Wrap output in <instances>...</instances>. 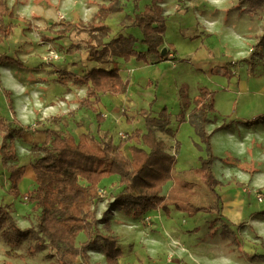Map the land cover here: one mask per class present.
Masks as SVG:
<instances>
[{
  "label": "rangeland",
  "instance_id": "1",
  "mask_svg": "<svg viewBox=\"0 0 264 264\" xmlns=\"http://www.w3.org/2000/svg\"><path fill=\"white\" fill-rule=\"evenodd\" d=\"M7 2L13 9L15 18H6V20L12 22L14 27L10 37L0 45V50L21 57L25 62L21 66L3 62L0 64V71L4 76L10 74L17 83L27 85L33 83L31 88H39L41 94L39 96L43 101L46 97H50L46 102L47 105L57 106L64 102L67 108L64 114L66 121L60 125V128L74 133L77 131L76 127H79L77 126L79 122L74 118V111L68 112V109L70 106L76 107L77 104L73 103L74 97L83 96L84 89L81 84L67 78L70 91L65 88L63 96L68 99L61 102L60 96H54L62 93L64 87L53 81L56 78L53 73L58 72V68L73 64L77 65L75 73L79 74L81 67H84L80 61H83L86 52L85 43L88 40L92 43H96L98 39L108 41L118 33L126 31L137 37L136 45L139 48L145 49L146 45L140 40L138 28L128 26L126 15H133L134 11H142L154 5L162 10L165 25L162 35L163 47L174 52L176 59L164 61L165 63L159 67L148 66L146 73L159 83L157 96L160 99L155 106L160 107L161 110L166 107L165 104L167 105V110L171 114L170 125L177 130L180 124L178 116L182 111L179 89L181 87L186 89L187 99L190 102L196 96L198 87L204 86L214 92L213 111L208 113L210 122L207 124L212 127L210 131L205 127L210 134L213 186L215 185V192L219 196L229 184L244 188L242 194L246 203L243 214L247 221L239 222L235 226L229 225L225 231H222L220 225L222 220H218L215 213L194 212L185 203L182 209L168 205V215L162 209L134 214L126 213L119 208L116 219L109 223L110 231L119 236L118 243L122 250L119 261L123 264H146L142 260L145 259V248L148 246L143 245H148L150 240L156 239L158 242L153 243L154 248L160 244L165 246V258L170 256L169 264H264V260L250 256L256 253L264 254V44L253 63L245 61L249 59L252 49L264 31V6L255 13H249L242 11L246 2L240 4L239 0H120L121 11L111 13L113 15L108 16L104 21L111 27V32L107 36L99 35L98 38L93 39L90 38L88 29L85 26L83 28L78 22L89 21L98 5H106L107 0H7ZM59 20L71 21L75 24V28L64 38L55 39V35L47 28ZM29 25L31 28L27 29ZM201 46L208 53V59L204 67L196 68L192 57ZM74 48L77 50L70 54L69 51L73 52ZM77 55L82 58L73 61ZM27 59L42 61L43 65L41 68L38 65L37 68L40 70H33L28 68L32 67L33 63L26 62ZM49 70L51 74L46 72ZM59 76H62V73ZM8 82L9 80L5 81L6 87L10 88ZM134 89L136 88H132ZM155 91L154 87L141 89L138 97L140 100L154 98ZM191 104L188 109H191ZM8 111L5 96L1 93L0 114H6ZM82 111H87L81 114L85 124L88 125L87 131L102 140L99 130L93 125V122L96 124L95 121L89 124L88 110L82 109ZM91 118L93 119V116ZM28 122L26 125L29 124ZM115 124H117L116 128L111 129V133L107 132L108 135L106 134L103 139L110 136L117 145L119 140L135 126L126 129L127 126H120L117 120ZM188 124L192 127L189 122ZM245 128H249L250 133L238 144L242 146L238 154L230 149L226 136L230 134L242 139L241 133ZM162 134L168 136L163 132ZM213 135L221 136L223 139L220 142L226 148L225 153L220 152L216 157L213 152ZM233 137L230 139L232 140ZM180 138L182 139L180 152L177 155L173 154L176 179L184 180L179 176L184 172L188 174L186 179L195 176L204 179L203 160L207 158L205 145L196 133L191 136V133L185 129L181 131ZM168 139L163 138L166 141ZM176 139L178 140V136ZM194 140L200 142L202 147ZM19 144H21L20 140ZM214 146L216 151L215 142ZM15 147L17 150V143ZM166 147L176 151L174 143L170 144L167 141ZM121 150L129 156L127 145ZM18 153L22 159L23 151L18 150ZM214 165L215 170H213ZM8 175L0 166V203L10 188ZM237 179L243 180L244 185ZM253 180L262 186L249 188ZM172 182L174 181L165 184V193L173 185ZM32 185L33 183L28 179L23 187L20 185V189L17 185L19 194L14 197L17 209L15 219L22 228L30 226L37 215L29 199L22 197L33 188L29 189ZM117 186L118 190H116ZM98 189L101 200L96 204L97 216L100 217L104 213L108 217L113 205L110 201L113 195L122 189L119 185V177L111 175L101 179ZM185 191L187 200L195 205L209 203L212 199L204 185L201 189L194 185L189 193ZM258 193L262 196L261 200L257 199ZM147 215L153 217L152 225L151 223L146 225L148 219L145 220L144 217ZM153 227L155 229H150ZM99 229L103 231L101 223ZM230 231L236 233L237 240L232 239ZM83 236L80 233L77 238L82 240ZM131 244L136 253L130 248ZM32 245V239L25 238L12 248L0 236V264H56V258L52 256L50 250L30 252ZM10 250L12 255L7 253ZM18 254L20 256H17ZM163 262L165 261L160 258L157 264Z\"/></svg>",
  "mask_w": 264,
  "mask_h": 264
},
{
  "label": "trees",
  "instance_id": "2",
  "mask_svg": "<svg viewBox=\"0 0 264 264\" xmlns=\"http://www.w3.org/2000/svg\"><path fill=\"white\" fill-rule=\"evenodd\" d=\"M244 2L246 5L242 11L249 13H255L264 6V0H239L240 4ZM119 4L120 0H107L106 5H98L89 21L79 20L78 23L88 29L90 38L107 36L111 28L104 21L111 13L121 11ZM161 12L162 10L154 5L142 11H134L133 15H126L128 26L138 28L140 40L146 45L145 49L136 48L138 39L133 34L118 33L107 42L98 39L95 44L88 40L86 51L90 58L99 64H108V69L93 68L80 76L58 72L63 75L57 77V83L61 86L67 88V77L85 86L84 95H76L73 102L77 104V108L93 112L97 127L104 121V116L98 108L101 94L117 95L127 90V80L120 75L116 58H121L124 62L134 58L148 65L167 60L175 61L176 57L169 58V49L165 54L160 52L165 31ZM6 18H15V14L7 0H0V45L13 32L14 24ZM30 28V25L27 26V29ZM74 28L75 24L71 21L59 20L47 30L55 35V39H61ZM263 44L264 31L252 49L249 59L245 61L253 63ZM3 62L23 65L20 58L0 51V64ZM3 94L8 110L14 115L9 91L3 90ZM179 97L182 108L178 116L179 122L185 120L184 111L189 108L190 103L193 104L187 120L205 145L207 158L203 160L204 179L197 176L186 179V172L179 174L184 180L176 179L175 156L165 149L164 141L156 136V132L160 131L174 137V132L169 127L171 114L167 107H163L156 115L141 109L139 115L143 119L144 128L137 127L128 132L117 145L111 139L106 142L96 139L89 132L81 133L75 138L62 129L46 128L41 130L45 136L44 141L30 147V165L34 172L35 184L22 196L28 198L31 207L37 211L36 219L30 226L22 228L12 215L11 205L0 203V236L12 248L20 240L30 238L33 241L30 252L50 250L56 258V264H91L88 251L93 249H99L103 253L104 264H123L119 261L122 250L117 236L110 231L105 214L98 217L96 213V204L101 200L98 183L111 175L119 177V185L122 187L113 195V205H117L126 213L143 214L148 210L162 209L168 215V205L182 209L185 203L191 211L215 213V217L221 220V198L215 192L211 174L210 134L205 129L210 122L208 113L213 111L214 92L204 86L198 87L196 96L190 102L186 89L181 87ZM154 101L155 98L150 102L149 109ZM49 119L54 124L58 122V117ZM126 122L129 123L127 118ZM28 129L29 126L21 125L15 115L12 120H8L0 114V166L9 174L8 194L13 197L19 194L17 185L23 176L24 167L18 164L17 154L12 150L9 141L14 137H21ZM125 145L129 156L121 150ZM175 145L179 146L178 142H175ZM171 180L174 182L166 195L164 186ZM194 185L200 189L203 185L206 187L212 198L209 203L195 205L187 200L185 190L189 193ZM100 223L103 231L99 229ZM220 225L222 231L229 226L223 220ZM80 233L84 235L82 240L77 238ZM231 237L238 239L234 231L231 232ZM7 253L13 254L11 250ZM250 256L264 260V254L256 253Z\"/></svg>",
  "mask_w": 264,
  "mask_h": 264
},
{
  "label": "crops",
  "instance_id": "3",
  "mask_svg": "<svg viewBox=\"0 0 264 264\" xmlns=\"http://www.w3.org/2000/svg\"><path fill=\"white\" fill-rule=\"evenodd\" d=\"M110 15H113V14H110ZM121 33L125 34V35L131 34V33L126 32V31L121 32ZM103 42H107V41H103ZM93 44H95V43H93ZM85 45H86V43H85ZM136 48L139 50H142L137 45H136ZM86 49H87V47H86ZM76 50H77V48H74V52ZM173 53L174 52L170 51L169 58L170 57H176L175 53L174 54ZM7 54L11 55L8 52H7ZM11 56H13V55H11ZM65 57H69V56H65ZM207 57H208V53L206 52L204 47L201 46V48H199L195 52V54L193 55L192 62L194 61L193 64H195L196 68L204 67L205 64L207 63V59H208ZM19 58L23 62H25V60L23 58H21V57H19ZM81 58L82 57H80V55H77V57L73 58V61H78ZM82 59H83V61H80V62H81V64L84 65V67H81L82 69H81V72L79 74L75 73V69H77V65H73V64H69V66H67L65 68H58L57 70H58V72L59 71L69 72V73L74 74L75 76H80V75H83L84 73L88 72L89 70H91L93 68L108 69V67H109L108 64H99L97 61L91 59L90 56L88 55L87 51L85 52ZM203 59H205V60H203ZM28 60L29 59H27L26 62H32L33 63L32 67H28V68H32L33 70L34 69L40 70L39 68H37L38 65H40V68L43 65L42 61L40 62V61H37L35 59H31L30 61H28ZM116 61L118 62V67L120 69V75L122 76V78L124 80H127V83H128L126 92L123 94H117V95L101 94V100H100L98 108H99V111L101 112V114L104 116V121L102 122V124L99 127H97V124H94V122H93V120L95 121L93 112L88 110L89 124L93 122V125H95L96 129L99 130V133L102 136V140L105 142L108 141V139H111L113 141L112 137H110V136L105 137V139H103V138L106 134L108 135L107 132H110L111 129L116 128V126H115V125H117V124H115L116 120L118 121L120 126H123V125L127 126L126 129H131L134 126L135 127L133 129H135L137 127L143 129L144 128V122H143L142 117L139 115V111L141 109H146V110L150 111V113L152 115H156L160 110L159 109L160 107L157 108L155 106L160 99V97L157 96L159 83L157 80L154 81L153 78L149 77L148 74L146 73V71L149 67L150 68L153 66L159 67V66H162L165 62H161V63L155 64V65H148V64L143 63L142 61H137L134 58H130V60L127 62H124L121 58H116ZM167 61H172V60H167ZM5 71L7 72V69H5ZM41 71H42V69H41ZM46 72L50 73V70L46 71ZM58 72H54V73L52 72L54 75H56V78H54L53 81L57 82V77L59 76ZM142 73H143V75H141ZM69 79L73 80V78H69ZM3 80H4V82H3ZM6 80H9L8 85L10 86V88L6 87V83H5ZM0 81H1L0 82V94L1 93L3 94V90L9 91V97L11 100L13 113H14L16 119L20 122L21 125L29 126L28 131L25 132L21 137L12 138V140H10L9 142H10V146H11L12 150L17 154L18 164L22 165L24 167L23 178L21 179V181L22 180L23 181L19 182V184H18L19 189L21 187L20 185H22V187L24 186V182L27 181V179L33 183V185L31 187H29V189H30V188L34 187V184H35L34 172H33L31 165H30L32 162V154L30 151V147L32 145H36V144L39 145L40 143H42L44 141L45 136L43 133H41V130L46 129V128L61 129L60 125L66 121L64 114H65L67 108H66L64 102H63V104H59L57 106L47 105L46 102L49 100L50 97H46L44 99V101H45L44 102L39 96V94H40V91L38 90L39 88L38 87L37 88H35V87L31 88V86H33V83L29 84V85H27L26 83H21V82L17 83L13 80V78L10 76V74H6L4 76V74L1 71H0ZM81 86H82V89H84V93H85V89H86L85 86L84 85H81ZM69 87L70 86H68V83H67V88L64 87L63 92L57 96H54V97H58V96H60V98L64 97V99H60V98L59 99L61 100V102L65 101V99H68V98H66V96H63V93L65 92V88H66V90L70 91ZM152 87H154V89L156 90L154 93L155 101L149 109V106H150L149 104L152 101V99H154V98H149L147 100L146 99L140 100L138 97V94L140 93L141 89L146 90V89L152 88ZM132 88H136V89L132 90ZM44 94L45 93L43 92V95ZM77 96L82 97V95H77ZM192 98L193 97H191V99ZM5 101H6V98H5ZM70 105H72V104H70ZM165 106L167 107L166 104H165ZM190 107L192 108L193 104H191ZM83 110H85V109H83ZM189 110H191V109L187 108L184 111L185 120L181 121L180 124H178L177 130H175L171 125H169L170 129L174 132V137H171L169 135L163 136L162 132H160V131L156 132V136L158 138L160 136H162L163 138L166 137L168 139V137H169L170 139H168L167 141H169L170 144L174 143V148L176 151H174V149L167 148L166 147L167 141L163 140V138H162V140L165 143V149L170 154H176L177 155L178 152H180V149L182 146V142H181L182 139L180 138V134H181V131L183 129L188 130L191 133V136L195 134L193 127H191L187 122L188 121L187 116H188V113L190 112ZM72 111H74L73 113H74V116H75L74 118H75L76 122H79L77 124V126H79V127H76V129H77V131L75 132L76 134L74 132H67V134H71L75 138H78V136L81 133L88 132L87 131L88 125L85 124V122L82 118V115L84 113H87V111L86 112L82 111L81 108H77V105L75 108L73 106L69 107L68 112H72ZM2 115L8 120H12V118L14 116L9 111H8V113L2 114ZM92 116H93V119L91 118ZM51 117H58L57 124H54L53 121L51 119H49ZM126 118L128 119L129 123L126 122ZM26 122H28L29 124L26 125ZM95 123H96V121H95ZM127 124H129V125H127ZM206 127H207V130L210 131L212 125H207ZM63 131H65V130H63ZM131 131H128V132H131ZM238 131H240V130H238ZM244 131H243V133H241V135L243 136L242 139H239V136L233 137L230 134L226 136L227 143L230 145V149H232L235 153L239 154V151L242 150V146L238 145V144L241 143L243 139H246V136L250 133L249 128H245ZM90 134H92L97 139L96 135H94L93 133H90ZM177 136H178V140L176 139ZM230 137H233V139L231 140ZM228 138H229V140H228ZM222 139L223 138L219 135L218 136H215V135L212 136L213 152L215 154V157H216V154H219L220 152H224V151L226 152V148L223 147L221 142H220ZM19 140H20L21 144H19ZM175 142H178L179 146L175 145ZM194 142L198 143L202 147L200 142L195 141V140H194ZM214 142L216 144V151H215ZM16 143L18 145L17 150L15 147ZM18 150L23 151L22 159H20V155L18 153ZM232 150H230V151H232ZM213 170H215V165L213 166ZM4 172L6 174H8L7 171L4 170ZM204 175H205V171H204ZM237 180L240 182H243V185H244L245 182L243 180H241V179H237ZM261 186H262V184H259L258 182H255L253 180V184L249 188H251V187L256 188V187H261ZM240 187H242V186H240ZM240 187L239 186L235 187L232 184H229V186H227V188H224V190L222 191V195L220 196V198H221V213H220L221 220H223L226 224L231 225V226H233V225L235 226V225L239 224V222L243 223L242 221H245V220L247 221V219H245V216L243 214V208H244V205L246 203L245 198L243 199V194H242L244 188H240ZM246 188H248V187H246ZM118 189L119 188L117 186L116 190H118ZM167 192H168V190H166V195H167ZM24 198L25 197H23V199ZM113 200H114V198L112 197L110 203L113 204ZM1 204L11 205L12 215L14 218H16L17 209L15 207V198L12 195H9V194L4 195ZM119 208L120 207H118L117 205L111 206V211L109 210L110 212L108 214V217L106 216L109 223L113 222V220L116 219L115 217L118 214L117 210H119ZM155 212H157V211H155ZM144 219L145 220L148 219V220H146V225H148L149 223H151V225H152V223L154 222L153 217H151L150 215L145 216ZM154 227L150 228V229H155ZM169 233H171V232L169 231ZM114 235H117V234H114ZM117 237L119 238L118 235H117ZM150 241L151 242L148 245H145V244L143 245L144 247L145 246H148V247L145 248V253H146L145 259H144L145 261L142 260V262H145L146 264H157L161 258L162 260L165 261V262H163V264H169L170 260L168 261V259H170V256L168 255L167 258H165L166 257L165 246L163 244H160L158 247L154 248L153 243L158 242V241L156 239H152ZM132 245L133 244L130 245V248L134 251V248H133L134 246H132ZM134 252L136 253V251H134ZM88 254L90 256L91 264H93L95 262L98 264H104V260H105L104 255L99 249L89 250Z\"/></svg>",
  "mask_w": 264,
  "mask_h": 264
},
{
  "label": "water",
  "instance_id": "4",
  "mask_svg": "<svg viewBox=\"0 0 264 264\" xmlns=\"http://www.w3.org/2000/svg\"><path fill=\"white\" fill-rule=\"evenodd\" d=\"M166 51H167L166 48L165 47H162L160 52H161V54H165Z\"/></svg>",
  "mask_w": 264,
  "mask_h": 264
},
{
  "label": "built area",
  "instance_id": "5",
  "mask_svg": "<svg viewBox=\"0 0 264 264\" xmlns=\"http://www.w3.org/2000/svg\"><path fill=\"white\" fill-rule=\"evenodd\" d=\"M25 199H27V198H25ZM257 199H258V200H261V199H262L261 194H259V193L257 194Z\"/></svg>",
  "mask_w": 264,
  "mask_h": 264
}]
</instances>
